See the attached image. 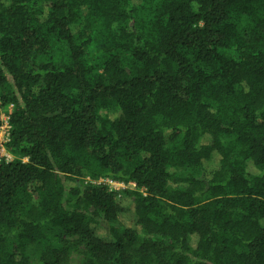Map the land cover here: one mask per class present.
Instances as JSON below:
<instances>
[{
  "label": "trees",
  "instance_id": "obj_1",
  "mask_svg": "<svg viewBox=\"0 0 264 264\" xmlns=\"http://www.w3.org/2000/svg\"><path fill=\"white\" fill-rule=\"evenodd\" d=\"M0 105V264H264V0H0Z\"/></svg>",
  "mask_w": 264,
  "mask_h": 264
},
{
  "label": "rangeland",
  "instance_id": "obj_2",
  "mask_svg": "<svg viewBox=\"0 0 264 264\" xmlns=\"http://www.w3.org/2000/svg\"><path fill=\"white\" fill-rule=\"evenodd\" d=\"M153 9H154V5L152 3L145 2L141 8V13H143L144 17L147 19L152 15ZM10 112H11L10 107H2L0 105V113H1L2 121L9 119L8 116ZM2 125H4L3 122H2ZM7 141H8L7 134L4 132L0 133V159H3L5 162L20 160L19 157L12 155L5 150V144L7 143ZM22 161L26 162L25 159ZM126 187L131 190L134 189V186L131 183L126 185ZM120 190H123V189H120ZM123 219H124V222H123L124 224H128L132 222V217L129 214H126ZM44 232L46 235V241L42 244V248L44 249L49 246H53V247L56 246L57 240L51 237L52 227L46 226ZM63 238L67 241H74L77 243V252H72L70 254L69 264H82L84 260V249H83V245L80 242V239L78 237H65V236ZM30 264H40L38 256L35 259H33Z\"/></svg>",
  "mask_w": 264,
  "mask_h": 264
},
{
  "label": "built area",
  "instance_id": "obj_3",
  "mask_svg": "<svg viewBox=\"0 0 264 264\" xmlns=\"http://www.w3.org/2000/svg\"><path fill=\"white\" fill-rule=\"evenodd\" d=\"M3 122L4 125H1L0 127V133H6L7 136L9 137V119L2 121L1 119V123ZM98 183H104L108 186L110 191H116V190H120V189H126V185H124L123 183L120 182H114L112 180H100ZM134 186V184H132Z\"/></svg>",
  "mask_w": 264,
  "mask_h": 264
}]
</instances>
